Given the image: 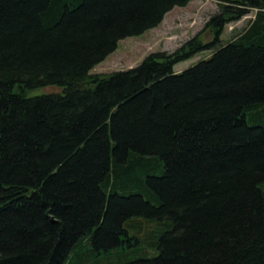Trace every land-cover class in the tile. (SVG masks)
I'll return each instance as SVG.
<instances>
[{
  "label": "trees",
  "instance_id": "obj_1",
  "mask_svg": "<svg viewBox=\"0 0 264 264\" xmlns=\"http://www.w3.org/2000/svg\"><path fill=\"white\" fill-rule=\"evenodd\" d=\"M190 1L0 0V264H264V0H216L209 42L90 73Z\"/></svg>",
  "mask_w": 264,
  "mask_h": 264
},
{
  "label": "rangeland",
  "instance_id": "obj_2",
  "mask_svg": "<svg viewBox=\"0 0 264 264\" xmlns=\"http://www.w3.org/2000/svg\"><path fill=\"white\" fill-rule=\"evenodd\" d=\"M219 10L216 0H191L185 6H174L169 10L161 22L153 28L145 30L139 35H132L118 41L116 49L109 53L103 61L96 64L90 73L106 75L115 70L130 68L138 64L151 52H173L189 38L199 35L204 42L211 40V34L205 28V22ZM253 16L248 12L238 20L225 24L220 36L226 41L237 30H241ZM211 49L201 50L194 55L175 63V72L193 65L197 61L210 55ZM58 89L53 86L39 87L28 91V95L41 94L49 90ZM153 255V252H138L134 250H117L100 256H90L82 264H124L142 256Z\"/></svg>",
  "mask_w": 264,
  "mask_h": 264
}]
</instances>
